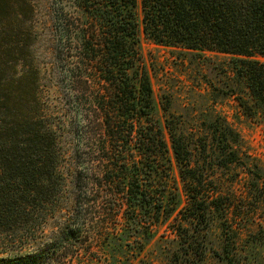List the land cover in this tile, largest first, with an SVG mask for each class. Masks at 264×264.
Returning a JSON list of instances; mask_svg holds the SVG:
<instances>
[{"label":"trees","instance_id":"obj_1","mask_svg":"<svg viewBox=\"0 0 264 264\" xmlns=\"http://www.w3.org/2000/svg\"><path fill=\"white\" fill-rule=\"evenodd\" d=\"M52 12L56 58L61 69L67 65L69 84H78L71 102L78 139L75 205L61 227L45 234L64 178L56 139L40 114L34 10L31 0H0V235L30 247L0 257V264H121L143 253L140 236L152 232L170 205L173 213L179 209L169 148L153 118L140 30L159 46L230 56L251 101L236 99L246 116L264 124V0H52ZM89 72L97 90L81 93L82 85L90 90V79L83 78ZM179 125L175 116L166 121L188 206L194 207L202 202L190 184L192 150ZM209 129L223 163H235V153L221 147L232 130L218 119ZM199 210L195 219L203 223L207 209ZM179 230L195 258L184 263H199L204 246L194 242L191 230ZM173 258L182 264L179 252ZM224 261L239 263L229 242Z\"/></svg>","mask_w":264,"mask_h":264},{"label":"rangeland","instance_id":"obj_2","mask_svg":"<svg viewBox=\"0 0 264 264\" xmlns=\"http://www.w3.org/2000/svg\"><path fill=\"white\" fill-rule=\"evenodd\" d=\"M31 1L35 36L32 62L39 72L40 114L56 139L61 157L59 171L64 178L63 192L43 228L45 234L50 235L71 216L75 205L78 139L71 102L78 84H69V74L64 73L67 65L61 69L56 58L52 0ZM139 36L142 64L149 73L154 91L153 118L160 124L169 148L171 188L178 197L179 209L173 213L170 205L152 232L140 236L143 253L136 252L130 261L121 264H178L173 258L176 252L180 253L182 264L187 260L195 261L187 247L190 241L185 245L179 236L183 233L179 226L191 230L187 233L195 235L194 242L204 246V254L197 264H226L224 248L227 242L238 264H264V124L260 117L246 116L236 99L241 96L251 101L245 83L232 70L231 57L219 53L199 55L159 46L148 41L142 30ZM89 74H83V78L90 79V90L87 92L82 85L81 93L93 94V90H97L94 73ZM88 94L82 96L88 98ZM171 116L176 117L179 132L189 141L192 150L191 167L195 179H191L190 184L202 202L194 207L188 206L181 167L174 158L166 126ZM217 119L233 132L231 137L224 138L221 147L235 153V163L225 165L224 158H220L218 142L209 131ZM154 180L159 187V177L155 175ZM200 208L207 209V221L203 223L195 219V215L201 213ZM11 238L0 235V257L29 251L30 247L12 244ZM183 249L188 255L181 251ZM87 264L100 263L90 261Z\"/></svg>","mask_w":264,"mask_h":264}]
</instances>
